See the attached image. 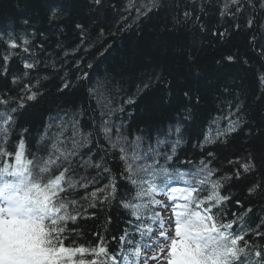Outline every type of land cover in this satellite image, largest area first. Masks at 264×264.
<instances>
[{"label":"snow or ice","instance_id":"snow-or-ice-1","mask_svg":"<svg viewBox=\"0 0 264 264\" xmlns=\"http://www.w3.org/2000/svg\"><path fill=\"white\" fill-rule=\"evenodd\" d=\"M181 4L39 0L48 13V24L57 29L61 16L74 5L80 7L82 19L75 24L79 44L73 54L94 46L93 30L99 36L111 34L113 26L130 30L133 23L142 26L154 15L175 11L171 28L165 24L164 31L207 32V17L209 23L223 27L213 36L225 39L243 32L249 48L264 60V0H181ZM30 5L31 0H26L25 9ZM213 15L218 19L213 21ZM21 24L20 32L0 31V44L5 46L0 55V264H264V243H257L264 241V215L255 216L251 205L245 207L230 193L233 180L255 176L264 167V109L251 115L241 98L225 87L221 107L227 111L213 118L195 143L189 137L187 143L199 150V156L181 158L191 109L185 108L167 128L155 133L139 127L133 132L120 116L155 82L169 84L166 77L141 80L135 84L136 91L123 99H118L122 84L97 80L88 95L100 109L99 124L86 128L80 110L57 111L50 112L34 132L20 123V117L47 95L50 76L46 73L57 71V61L48 56L45 62V42L36 39L45 33L32 25L31 17ZM57 47L65 58L69 56L62 45ZM197 52L193 45L181 53L190 67L198 61ZM54 55L59 58L60 53ZM247 55L230 52L222 60L248 66ZM17 57L22 71L13 74L10 63ZM82 63L83 58L74 61L78 78L86 81L90 75L81 70ZM192 79L197 81L199 76ZM257 80L259 94L254 99L260 101L264 69ZM186 87L185 100L198 104L200 97L192 95L191 85ZM72 89L65 73L57 91ZM242 132L244 154L227 160L231 173L221 171L212 146L227 145ZM247 194L249 198L264 195V178L253 179ZM113 205L126 217L121 233L109 237L97 230L91 233L94 242L85 240L81 221L97 219L98 212ZM105 223L112 224L111 215ZM111 242L118 245L115 250L110 249Z\"/></svg>","mask_w":264,"mask_h":264},{"label":"trees","instance_id":"trees-1","mask_svg":"<svg viewBox=\"0 0 264 264\" xmlns=\"http://www.w3.org/2000/svg\"><path fill=\"white\" fill-rule=\"evenodd\" d=\"M166 4L179 5L181 0H164ZM186 3L187 0H184ZM199 3L200 0H197ZM26 0H0V31L7 34L11 29L17 32L24 27L21 20L27 16L31 17V23L44 31L45 35H37V43L41 40L45 42L47 53L44 54L45 62L48 56H52L57 61V71L48 70L50 79L46 82L45 91L47 95L27 108L20 117L22 125H30L33 131L42 126L43 121L50 112H74L80 110L84 113L83 123L86 128L92 123L99 124L101 120L100 109L96 102L88 95V88L95 84L97 80L108 81L116 86L123 85L118 99L126 98L136 91L135 84L141 80L147 81L155 76L166 77L169 84L155 82L153 87L143 92L137 97V103L126 105V112L120 114L127 124L131 125L134 132L138 127L147 129L155 133L157 129H165L175 120L179 113L185 108L192 111V118L186 126L184 151L180 153L184 156H199V150L191 147L187 143L189 137L192 143L196 142L199 133L206 130L209 122L213 118H220L226 108H222L225 101L224 88L227 87L230 93L241 98L251 110V115L257 116L261 109H264V99L256 101L254 97L259 94L257 76L264 69V60H261L256 52L249 48L246 34H231L225 39H220L212 35L217 29L223 30L220 24L208 23V31L201 32L194 28H185L175 34L164 31V25L171 28V17L176 12L161 13L153 16L151 20L142 26L133 23L130 30H118L111 27V34L99 36L96 31L91 32L93 47H89L87 52L72 53V50L79 44V37L75 24L82 19V12L78 5H74L69 13L61 16L60 28L50 26L47 21V11L40 7L39 0H31V5L25 9ZM111 16V13L109 14ZM218 16L213 15L215 21ZM87 23V21H85ZM227 27V25H224ZM57 44L63 46V50L69 52L68 57H64ZM193 45L198 49V61L195 67H190L181 55L182 52L189 51ZM87 47V45H84ZM105 49H107L105 51ZM5 51V46L0 44V55ZM239 51L241 56L247 53L250 61L248 66L242 63H227L222 57L230 52ZM103 52V55L100 53ZM60 53L59 58L54 54ZM21 55H23L21 53ZM83 58L81 70L87 71L89 80H80L78 70L74 61ZM220 60L221 63H217ZM63 61V63H60ZM91 63L92 68L86 65ZM13 74L18 70L22 71V62L19 57L10 63ZM43 69V65H41ZM65 73L73 82V89L61 94L57 91L60 77ZM193 75H198L199 79L193 81ZM186 85H191L192 95L199 96L197 104L195 100L190 103L185 100L183 92L187 90ZM254 127L255 125H251ZM246 147V137L244 133L234 135L227 145H213L219 159L217 164L221 171L231 173L233 168L227 164L228 159L242 156ZM264 178V167L255 176H246L240 181H232L230 193L233 197L244 201L245 207L251 205L255 216L264 215V195L260 197H248L247 188L253 179ZM228 207H232L229 203ZM111 215L112 224L105 223L106 217ZM97 219L81 221V226L85 232V240L93 241L95 237L91 233L99 230L101 234L105 231L110 237L119 235L125 227V215L122 210L113 205L104 211L97 213ZM255 223V218H253ZM257 243L264 241L257 240ZM118 245L110 243V249L115 250Z\"/></svg>","mask_w":264,"mask_h":264}]
</instances>
